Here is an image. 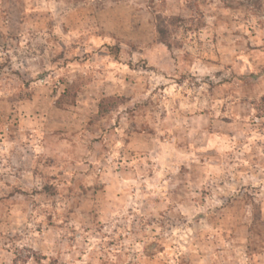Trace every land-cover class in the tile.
I'll use <instances>...</instances> for the list:
<instances>
[{"label": "rangeland", "instance_id": "rangeland-1", "mask_svg": "<svg viewBox=\"0 0 264 264\" xmlns=\"http://www.w3.org/2000/svg\"><path fill=\"white\" fill-rule=\"evenodd\" d=\"M0 264H264V0H0Z\"/></svg>", "mask_w": 264, "mask_h": 264}]
</instances>
